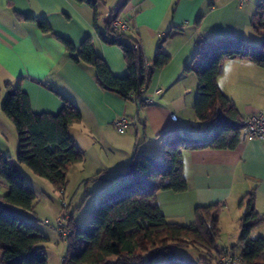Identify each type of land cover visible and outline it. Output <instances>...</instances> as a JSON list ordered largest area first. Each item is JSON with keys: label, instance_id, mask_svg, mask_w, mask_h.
Listing matches in <instances>:
<instances>
[{"label": "crops", "instance_id": "0c3cea01", "mask_svg": "<svg viewBox=\"0 0 264 264\" xmlns=\"http://www.w3.org/2000/svg\"><path fill=\"white\" fill-rule=\"evenodd\" d=\"M119 1L99 0L96 5L99 16L94 26V10L84 3L0 0V97L5 83L14 86L20 79L21 89L27 93L34 113L58 112L62 97L76 105L81 120L70 125L68 133L84 159L71 166L68 174L86 184H103L98 191H106L119 183L120 178L114 175L125 170L138 155L161 159L163 138L176 134L201 136L212 129L200 124L195 116L196 76L183 69L193 57L198 40L227 36L259 44L262 39L250 24L258 0H130L124 12L132 17L131 28L124 33L139 42L148 61L154 56L159 38L171 27L181 28L180 33L162 44V51L170 56V62L155 70L145 90L152 102L138 108L133 99L126 100L100 88L92 66L74 61L57 37L69 39L77 48L84 37L91 36L96 53L110 70L115 75H124L126 64L121 49L100 36L109 11ZM18 13L45 17L54 34L42 33L34 23L20 20ZM198 17H201L200 23L196 26ZM217 84L243 117L257 112L264 115L263 67L243 60H226ZM171 114L176 115V121L171 119ZM121 117L127 120L128 126L118 132L115 121ZM11 124L0 109V145H3L0 155L8 157L11 156L4 145L12 130ZM183 172L187 182L185 191L166 190L156 194L167 222L189 224L193 221L195 206L224 202L219 215L218 239L219 247L223 248L233 244L238 235L241 215L238 203L245 192L256 189L255 208L264 215V144L261 140H248L242 133L233 149L186 150ZM97 173L101 178L90 180ZM23 175L28 181L26 173ZM6 190L5 184L0 195ZM93 191L89 189L88 193L91 195ZM34 215H38L36 210ZM251 236L264 237V222L251 231ZM47 260L49 264L48 255Z\"/></svg>", "mask_w": 264, "mask_h": 264}, {"label": "trees", "instance_id": "16d2710c", "mask_svg": "<svg viewBox=\"0 0 264 264\" xmlns=\"http://www.w3.org/2000/svg\"><path fill=\"white\" fill-rule=\"evenodd\" d=\"M94 10V26L99 13V0H72ZM130 0H120L109 11L100 36L103 41L118 46L126 64V73L115 75L94 48L91 36L79 46L57 35L70 57L92 66L97 84L103 90L122 98L133 99L138 108L144 107L141 95L157 69L170 62L162 44L180 27H171L159 38L154 56L147 60L138 41L115 32L111 21L120 15ZM214 2L211 1L210 5ZM22 21L34 23L44 34L53 33L45 17L18 13ZM198 17L195 25L200 23ZM253 31L262 39L249 44L240 37H213L196 42V50L184 71L193 72L197 80L194 112L200 124L212 129L201 136L176 134L163 138V155L157 159L140 154L114 177L123 180L117 187L104 192L96 201L90 219L84 226L68 218L69 235L62 264H153L158 257L167 258L160 264H220L223 257L235 254L243 264H264V237H252L251 231L264 222V215L255 208L256 189L241 197L238 235L233 244L219 247V215L224 202L197 205L189 224L167 222L160 211L158 191L183 192L187 182L183 172V152L199 149H233L241 137L244 117L235 103L217 84L226 60H243L264 68V0H258L250 21ZM6 95L0 109L11 121L17 135L16 161L27 166L35 175L50 182L53 189L63 192L71 166L84 159L75 145L68 127L81 120L79 108L63 98L56 113H34L30 99L20 86L5 83ZM52 89L51 87H49ZM0 177L7 186L0 195V264H48L42 243L48 239L36 224L34 201L36 194L16 164L7 155H0ZM97 173L90 180L99 179ZM194 247L202 251L196 261L176 258L178 248Z\"/></svg>", "mask_w": 264, "mask_h": 264}, {"label": "rangeland", "instance_id": "374dc122", "mask_svg": "<svg viewBox=\"0 0 264 264\" xmlns=\"http://www.w3.org/2000/svg\"><path fill=\"white\" fill-rule=\"evenodd\" d=\"M1 93L0 103L6 95V89H3ZM4 147L7 148L6 152H9L8 154L11 156L9 157V161L16 164L17 167L20 165V169L24 172L22 174L26 173L28 181L31 184L29 185L35 191L36 199L34 201V210H36V213L38 214L36 217V224L48 239L46 242L42 243V246L49 257V264H62V258L64 257L66 250V243L60 235V229L57 227L56 219L62 218L60 221L65 223V228L69 231L70 229L67 224L69 216L72 217L77 225H86L90 219L91 210L98 198L104 192L117 187L123 180H120V182L114 185V187L106 189V191H98L101 190L99 188H102L103 184L100 185V183H96V186H93L90 182L86 184L85 181L78 180V177L76 176L70 177V173H67V183L64 191L57 192L53 189L49 181L35 175L27 166L19 164L16 161L17 135L13 125ZM89 189L95 190L93 191V194L90 195L88 193ZM44 219H47L48 223L44 222ZM201 254L202 251L194 247L178 248L175 252L176 258H180L183 261H196ZM164 262H167V258L158 257L152 261L153 264Z\"/></svg>", "mask_w": 264, "mask_h": 264}, {"label": "built area", "instance_id": "2783aa9c", "mask_svg": "<svg viewBox=\"0 0 264 264\" xmlns=\"http://www.w3.org/2000/svg\"><path fill=\"white\" fill-rule=\"evenodd\" d=\"M244 1V0H240ZM132 17L126 12H122L116 18H114L110 26L115 32H125L131 28ZM156 92H160L159 89ZM141 98L145 104L152 102L151 96L147 95L146 91H143ZM171 119L173 121L177 120L175 114H171ZM245 127L242 130L244 137L248 140L259 139L264 144V115L260 112L251 113L244 117ZM128 126V122L124 117H121L115 121V127L118 132H123ZM241 133V134H242ZM5 185V182L0 177V189ZM65 215V214H64ZM62 219V218H60ZM60 219H56L57 227L60 229V235L65 240L66 236L69 234V230L65 228V223L61 222ZM48 222V220H44ZM220 264H243L235 254H229L223 257Z\"/></svg>", "mask_w": 264, "mask_h": 264}]
</instances>
